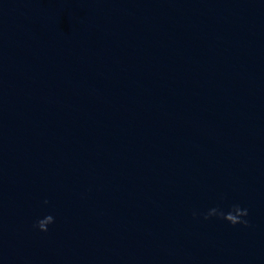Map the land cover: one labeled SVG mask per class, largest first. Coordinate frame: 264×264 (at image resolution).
Instances as JSON below:
<instances>
[{
    "label": "clouds",
    "instance_id": "9594fccd",
    "mask_svg": "<svg viewBox=\"0 0 264 264\" xmlns=\"http://www.w3.org/2000/svg\"><path fill=\"white\" fill-rule=\"evenodd\" d=\"M45 204L48 203L47 200L44 201ZM198 215H202L204 220H209L212 217H216L217 219H222L227 221L229 224L235 225H243L244 227L249 226V221L245 219L248 215V209L242 208L239 204H233L229 208L228 211H225L220 206L210 208L206 213L198 214L197 212H193V217H197ZM55 222V218L53 215H46L42 219H38L34 224V227L39 229L41 232H47L48 226Z\"/></svg>",
    "mask_w": 264,
    "mask_h": 264
}]
</instances>
